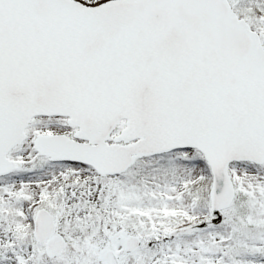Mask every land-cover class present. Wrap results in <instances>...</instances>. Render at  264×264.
I'll return each mask as SVG.
<instances>
[{
    "label": "snow or ice",
    "instance_id": "6c2138e0",
    "mask_svg": "<svg viewBox=\"0 0 264 264\" xmlns=\"http://www.w3.org/2000/svg\"><path fill=\"white\" fill-rule=\"evenodd\" d=\"M0 264H264V0H0Z\"/></svg>",
    "mask_w": 264,
    "mask_h": 264
}]
</instances>
